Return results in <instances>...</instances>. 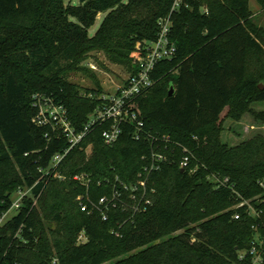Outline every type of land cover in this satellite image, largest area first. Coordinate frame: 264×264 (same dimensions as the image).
I'll return each mask as SVG.
<instances>
[{
  "label": "trees",
  "instance_id": "trees-1",
  "mask_svg": "<svg viewBox=\"0 0 264 264\" xmlns=\"http://www.w3.org/2000/svg\"><path fill=\"white\" fill-rule=\"evenodd\" d=\"M80 1L0 0V215L69 146L65 136L49 140L51 130L34 125L35 95L65 106L81 130L100 103L89 95L104 92L98 82L82 89L69 74L90 72L82 64L94 52L133 74L174 4ZM256 2L264 9V0ZM253 19L251 0H185L172 15L177 53L157 65L154 87L138 99L144 137L135 140L134 127L126 126L110 147L98 128L74 148L58 169L66 179L41 180L33 190L41 194L37 204L27 199L2 230L3 264H252L257 239L264 264V136L231 147L222 140L221 119L228 108L234 121L247 114L264 120V112L252 109L264 102V29ZM149 134L171 141L163 143L169 163L152 176L156 193L148 211L133 216L117 209L108 222L83 212L78 197L86 189L71 177L91 175L94 201L112 192L107 179L135 184L147 165L143 158L157 148ZM177 144L194 152L191 169L180 168ZM21 226L25 242L16 238Z\"/></svg>",
  "mask_w": 264,
  "mask_h": 264
},
{
  "label": "built area",
  "instance_id": "built-area-1",
  "mask_svg": "<svg viewBox=\"0 0 264 264\" xmlns=\"http://www.w3.org/2000/svg\"><path fill=\"white\" fill-rule=\"evenodd\" d=\"M184 2L185 0H174L170 15L160 19L158 23L157 39L145 45L144 55L136 60V71L129 76L122 86L118 87L115 93L104 92L96 96L89 95L96 97L100 103L81 130H76L73 127L65 106L42 95L34 97L33 106L36 109V115L33 118L34 125L39 128L50 129L51 133L47 132L46 135L49 140L53 135L65 136L69 146L53 157L52 164L48 169H40L41 178L33 187L19 189L13 196L11 208L0 215V264H3V260L7 256V252H4L2 246V230L8 222L20 214L27 199H33L34 206L37 204L41 194L34 195L33 190L41 180L53 178L63 181L66 179L58 169L74 148L78 147L98 128H103L102 140L104 144L110 147L119 141L126 126L132 125L134 127L133 138L135 140L140 141L144 137V121L138 109V99L154 87L156 83L154 73L157 65L162 61L172 60L177 53V47L171 39L172 15L182 7ZM85 96L87 95L85 94ZM147 136L148 140H151L155 145L157 144V148L151 151L150 156L143 158L147 165L138 174V180L135 184L123 183L118 177L115 181L107 179L105 183L112 188V192L102 196L98 201H94L89 194L90 186L94 183L91 175L80 173L71 177L75 183L86 189V195L78 197L83 212L90 214L96 211L101 215L104 222H108L110 213L117 209L131 211L133 216L148 211L153 204L151 197L156 193V188L151 183L152 176L154 173L162 171L163 167L169 163L168 156L163 152V143L167 144L171 139L170 137H153L151 134ZM177 145L182 148V158L179 161L180 168L184 171L191 169L193 162L197 161L194 152L187 147ZM164 147L167 149L166 145ZM88 153H90V147ZM228 181L226 178L223 182ZM103 184L102 181H98L99 186ZM245 204L248 203L243 202L239 206L242 207ZM239 217V215L235 216L236 219ZM22 228L23 226L18 230L16 238L25 242L21 235ZM256 242L253 243L249 252L252 264H263V253ZM244 257L245 254L241 256V259Z\"/></svg>",
  "mask_w": 264,
  "mask_h": 264
},
{
  "label": "rangeland",
  "instance_id": "rangeland-1",
  "mask_svg": "<svg viewBox=\"0 0 264 264\" xmlns=\"http://www.w3.org/2000/svg\"><path fill=\"white\" fill-rule=\"evenodd\" d=\"M66 5L78 6L80 0H64ZM251 9L254 13V22L264 29V9L260 8L256 0H251ZM106 14H101L96 24L90 29L89 34L93 37L101 26ZM83 68L88 71H78L69 74L68 81L81 87L82 89H95L97 82L103 92L115 93L118 87L131 75L128 68L114 64L101 52H94L88 55ZM95 76L96 79L93 77ZM37 95V94H36ZM35 95V96H36ZM252 109L257 112H264V102H258L252 105ZM229 109L227 108L221 116L223 120L222 140L225 144L233 147L242 142L251 139L257 134L264 136V120L257 119L252 114H247L240 122L234 121L227 117ZM90 154V153H89ZM85 238L82 235L81 241Z\"/></svg>",
  "mask_w": 264,
  "mask_h": 264
},
{
  "label": "water",
  "instance_id": "water-1",
  "mask_svg": "<svg viewBox=\"0 0 264 264\" xmlns=\"http://www.w3.org/2000/svg\"><path fill=\"white\" fill-rule=\"evenodd\" d=\"M173 93H174V88L171 87V89H170V95H173ZM182 171H184V170H182Z\"/></svg>",
  "mask_w": 264,
  "mask_h": 264
},
{
  "label": "crops",
  "instance_id": "crops-1",
  "mask_svg": "<svg viewBox=\"0 0 264 264\" xmlns=\"http://www.w3.org/2000/svg\"><path fill=\"white\" fill-rule=\"evenodd\" d=\"M258 4V3H257ZM260 7V6H259ZM261 8V7H260ZM255 16V15H254Z\"/></svg>",
  "mask_w": 264,
  "mask_h": 264
}]
</instances>
